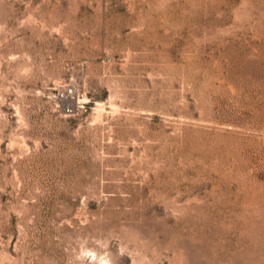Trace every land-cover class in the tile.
Returning <instances> with one entry per match:
<instances>
[{"label": "rangeland", "instance_id": "374dc122", "mask_svg": "<svg viewBox=\"0 0 264 264\" xmlns=\"http://www.w3.org/2000/svg\"><path fill=\"white\" fill-rule=\"evenodd\" d=\"M0 264H264V0H0Z\"/></svg>", "mask_w": 264, "mask_h": 264}, {"label": "built area", "instance_id": "2783aa9c", "mask_svg": "<svg viewBox=\"0 0 264 264\" xmlns=\"http://www.w3.org/2000/svg\"><path fill=\"white\" fill-rule=\"evenodd\" d=\"M64 110L66 111V113H72L73 112V108L71 106H69V105H66L64 107Z\"/></svg>", "mask_w": 264, "mask_h": 264}]
</instances>
